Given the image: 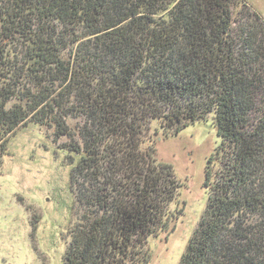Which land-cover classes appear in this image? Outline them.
<instances>
[{"label":"trees","instance_id":"16d2710c","mask_svg":"<svg viewBox=\"0 0 264 264\" xmlns=\"http://www.w3.org/2000/svg\"><path fill=\"white\" fill-rule=\"evenodd\" d=\"M235 5L0 0V164L30 123L79 158L64 264H148L185 204L147 133L210 114L221 142L179 264H264V19L236 24Z\"/></svg>","mask_w":264,"mask_h":264},{"label":"rangeland","instance_id":"374dc122","mask_svg":"<svg viewBox=\"0 0 264 264\" xmlns=\"http://www.w3.org/2000/svg\"><path fill=\"white\" fill-rule=\"evenodd\" d=\"M235 1L236 24L249 18L248 10L264 19V0ZM213 118L210 114L178 133L157 134L154 124L147 133L144 148L154 146L158 160L171 166L185 204L169 234L148 238V264H179L206 208V166L221 142ZM53 132L30 123L9 141L0 164V264H64L75 217L71 172L79 158L55 142Z\"/></svg>","mask_w":264,"mask_h":264}]
</instances>
